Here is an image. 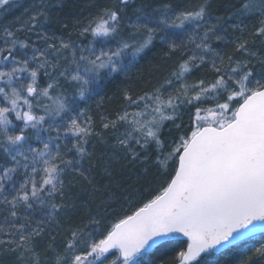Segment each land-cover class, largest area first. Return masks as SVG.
Masks as SVG:
<instances>
[{"label": "snow or ice", "instance_id": "obj_1", "mask_svg": "<svg viewBox=\"0 0 264 264\" xmlns=\"http://www.w3.org/2000/svg\"><path fill=\"white\" fill-rule=\"evenodd\" d=\"M16 6L0 0V17ZM90 7L67 36L44 31L48 0L0 23V251L19 264H233L241 254L264 264V52L248 39L264 46V0H234L214 20L212 0ZM157 41L164 57L179 53L175 64L151 87L121 89L97 125L81 103L130 81ZM117 165L140 168L119 196ZM85 183L101 195L97 210L57 245L48 229L62 227L58 212L75 207L66 193Z\"/></svg>", "mask_w": 264, "mask_h": 264}, {"label": "trees", "instance_id": "obj_2", "mask_svg": "<svg viewBox=\"0 0 264 264\" xmlns=\"http://www.w3.org/2000/svg\"><path fill=\"white\" fill-rule=\"evenodd\" d=\"M96 2V0H60V8H58V13L56 15V21H58L57 26L63 28L64 24L68 25L67 29L72 28L73 24L79 20L81 22L85 21V19L89 16L90 13L95 11L94 8L90 7L91 4ZM105 3H110L111 0H103ZM154 2H159V0H154ZM174 4H187V3H197L199 0H172ZM234 0H212L211 13L216 16H226L228 14V5L233 3ZM66 10V11H65ZM64 12L66 14H64ZM63 13V14H62ZM237 35L239 32L237 31ZM236 35V34H235ZM233 34H230V40L232 39ZM249 46L255 43L251 42V38L249 37ZM256 44H260L259 39L256 40ZM261 45V44H260ZM233 45L229 44L225 49H222V52H231ZM166 51V48H163ZM261 52H264V46H261ZM238 57V56H237ZM178 59V53H174L171 58H166L163 55V52L160 51L159 48H153V50L148 54V56L138 65V67L132 71V79L129 81L126 78H120L115 83L109 85L100 95L98 96V100L101 96L104 97L103 104L100 108L97 107L95 103L93 106H90V113L97 120V125L99 122V115L101 111L106 113H113L118 110L122 101L120 100V90L125 87H130L132 91L138 92L141 89L151 87L152 84L156 83L159 78L163 75L167 74V72L172 68L175 62ZM95 111H94V110ZM188 120V119H187ZM185 120V122H187ZM93 141V140H92ZM95 143V141L91 142ZM98 144V143H97ZM96 144V145H97ZM96 155L100 156V153L103 151V146L98 144L96 147ZM140 173V168H122L117 165L114 175L112 177L113 180V191L116 192L117 196L120 195V190L123 189L126 185H132L136 182V176ZM97 180L100 183L107 182L106 180H100V169H96ZM147 177V179H150ZM18 180L20 178H17ZM141 184L144 183L143 180L140 181ZM119 185V188L116 185ZM155 184V181H153ZM73 188V189H72ZM84 189H87L85 191ZM91 186L88 184H77L70 188L68 193V203L73 202L75 205V201H77V207L75 205L74 209H65V211L61 212L59 215L60 219H77L83 216L84 218L86 214L95 213L97 210V205L100 203L101 195L100 193H95L94 198L91 193ZM81 205L82 207H79ZM118 208L119 205L116 204ZM111 206V205H110ZM81 215V216H80ZM77 221H73L74 224ZM69 224H61L60 229H56L55 226L53 228L54 235L58 240H56V244L59 245L60 239H62L61 232L63 228L67 227ZM242 259L236 257L233 260L234 264H240ZM255 260V258H254ZM7 262V261H6ZM13 264V262H8L7 264Z\"/></svg>", "mask_w": 264, "mask_h": 264}, {"label": "rangeland", "instance_id": "obj_3", "mask_svg": "<svg viewBox=\"0 0 264 264\" xmlns=\"http://www.w3.org/2000/svg\"><path fill=\"white\" fill-rule=\"evenodd\" d=\"M40 0H14V3L17 5L16 7H13L6 15H4L3 17H0V23H8V22H14L18 17L21 18V19H26L27 18V15L24 14V10L25 8H28L30 5L32 4H39ZM49 3L55 5V8L52 12V16H53V20L51 22H49L48 24H45L44 25V31H47L49 32L50 34L52 32H55L57 36H60L61 35H64V36H67L69 32H72L73 31V27L72 29H62L61 27H58L57 26V21H56V15L58 13V8H60V0H48ZM63 14V13H62ZM230 22V21H229ZM234 22V21H233ZM236 35L238 34L237 32L235 33ZM21 35L23 36L24 34L21 33ZM73 38L75 39V34L73 33ZM90 38V37H89ZM32 39H35V36L33 35L32 36ZM219 42H215L213 44V46L215 47L216 44H218ZM252 50L254 51H260L261 50V45L260 44H256L255 42V45L252 44V46H249ZM261 52V51H260ZM188 55H191V53L189 52ZM185 58H187V56H185ZM239 58V56H238ZM195 74L192 73V75L189 77V81L191 82V80L195 77H198L199 76V72L197 71H194ZM61 83L63 84V81H61ZM66 88H69L68 85H65ZM69 91H71V89L69 88ZM97 101H98V96H92L87 102H82L81 103V107H84V108H87L88 110L90 109V106H93L95 103L97 104ZM184 121L188 119V115L185 114L184 117H183ZM179 122V121H178ZM169 125L166 124V130H167V127ZM55 133H53L54 135ZM95 140V139H94ZM20 179H22V177H19ZM68 193H66V201L68 202ZM69 204H73V202L69 203ZM75 205L77 207V201H75ZM110 207L112 208H116L117 205L116 204H112ZM67 209H74V207H70V208H67ZM59 215H61V212H58L57 214V219L59 221H62V219L59 218ZM41 218V214L38 212L35 214V219L36 220H39ZM56 230V229H55ZM53 228L51 229H48V231L51 232L52 235H54V231H55ZM55 236V235H54ZM56 240H58L56 238ZM61 241V239H60ZM60 241H59V244H60ZM45 242H50L49 241V237L47 235V231L46 233L44 234L43 237L41 238H38V244H39V249H43L44 247H46L47 244H45ZM49 255H51L49 253ZM238 257L240 259H245L246 257L243 256V254L241 255H237L233 258V260ZM7 261V262H6ZM8 262H13V264H19V261H17L16 259V254L14 253H4L2 251H0V264H7ZM255 264H260V261L258 258H255L254 260ZM11 264V263H10ZM234 264V263H233Z\"/></svg>", "mask_w": 264, "mask_h": 264}, {"label": "bare ground", "instance_id": "obj_4", "mask_svg": "<svg viewBox=\"0 0 264 264\" xmlns=\"http://www.w3.org/2000/svg\"><path fill=\"white\" fill-rule=\"evenodd\" d=\"M66 11V10H65ZM64 14H66L65 12H64ZM215 17H216V15L214 14H212V19L214 20L215 19ZM233 21H230L229 23H232ZM70 29H72V28H70ZM230 34H233V32H232V29L231 28H229L228 29V32L226 33V36H227V39L228 40H230ZM61 35V34H60ZM215 43V42H214ZM229 44H223V43H221V42H219L218 44H216L215 45V47L216 48H218V49H225V47H227ZM155 48H159V49H161V48H166L165 46H163V45H161L160 43H159V41H157V43H156V47ZM154 48V49H155ZM189 54V53H188ZM187 54V55H188ZM238 56V55H237ZM178 57H179V53H178ZM238 58V57H237ZM142 62V61H141ZM141 64V63H140ZM137 67H138V65H137ZM136 67V68H137ZM136 68H134L133 70H135ZM132 70V71H133ZM193 74H195V72H193ZM121 78H123V77H121ZM94 110V109H93ZM95 111V110H94ZM93 141H95L94 139H93ZM93 141H90V145H91V142H93ZM98 145V144H97ZM97 145H96V147H97ZM97 149V148H96ZM20 176H18L17 178H19ZM73 189V188H72ZM79 207H82L81 205H79ZM81 216V215H80ZM83 216H81L80 218H77V219H74V218H72V219H70V220H68V219H65V218H63L62 219V221H60V224H70V223H73V221L75 222V221H77V223L79 222V220L82 218ZM48 242H45V244H47Z\"/></svg>", "mask_w": 264, "mask_h": 264}, {"label": "water", "instance_id": "obj_5", "mask_svg": "<svg viewBox=\"0 0 264 264\" xmlns=\"http://www.w3.org/2000/svg\"><path fill=\"white\" fill-rule=\"evenodd\" d=\"M259 233H257V235H258Z\"/></svg>", "mask_w": 264, "mask_h": 264}]
</instances>
